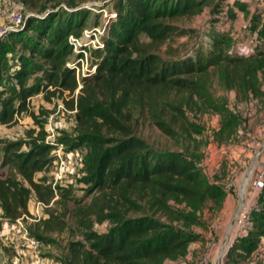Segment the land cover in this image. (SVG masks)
Returning a JSON list of instances; mask_svg holds the SVG:
<instances>
[{"label": "trees", "instance_id": "16d2710c", "mask_svg": "<svg viewBox=\"0 0 264 264\" xmlns=\"http://www.w3.org/2000/svg\"><path fill=\"white\" fill-rule=\"evenodd\" d=\"M89 1L96 0H20L24 9L46 14L29 21L36 24L35 37L26 32L14 37L19 29L0 44L8 41L3 53L17 60L18 69L11 76L23 91L21 97L0 100V124L27 110L24 101L38 92L26 87L27 79L34 70H47L46 88L71 96L64 101L75 121L69 144L85 152L84 174L102 194L101 212L106 210L103 220L110 227L104 233L84 227L86 207L73 199L71 190L53 187L45 178L35 179L52 166L56 147L46 141L42 127L32 130L27 140L3 141L1 166L7 171L0 176L2 217L11 222L22 219L32 197L45 207L61 205V210L50 206L39 223L44 233H61L66 229L65 217L73 218L79 239L67 244L65 264L180 263L197 240L190 228L198 225L207 203L221 207L225 192L205 176L204 157L197 164L200 157L191 144L181 152L156 150L144 129L155 128L178 140L179 146L190 141L195 147L203 134L200 118L208 112L221 117V133L236 127L237 117L228 112L223 98L218 105L212 96L213 80L226 90L239 91L244 101L257 98L258 81L264 76V11H252L250 17L248 28L257 31L259 40L252 53L240 55L237 43L214 30L207 50L199 46L193 56H185L170 42L188 34L175 22L187 20L188 11L193 15L199 0L192 4L117 0L115 17L107 23L105 46L92 50L102 55L96 71L81 78L78 87L74 70L67 66L74 54L69 36H80L87 18L71 15L83 8L76 5ZM72 8L75 11H68ZM6 68L1 61L0 72ZM0 87L6 91L5 84ZM262 236L264 211L251 216L246 235L227 256L236 249L248 255Z\"/></svg>", "mask_w": 264, "mask_h": 264}, {"label": "rangeland", "instance_id": "374dc122", "mask_svg": "<svg viewBox=\"0 0 264 264\" xmlns=\"http://www.w3.org/2000/svg\"><path fill=\"white\" fill-rule=\"evenodd\" d=\"M116 1L96 0L80 3L75 8L79 5L83 6V8L78 9L77 13L72 12L71 18H77L82 14L87 18L84 24L85 29L82 31L81 37L78 38L86 45L84 47L86 53H82L79 48L76 50L78 58L79 55L82 56L81 61L77 59V66L79 67L77 74L79 76H82L83 71L86 73L90 63L99 62L101 59L102 55L98 53L92 54V49L97 46V41H99L100 35L105 29L108 18L113 15V5ZM195 1L188 0V3L192 4ZM199 1V7L196 8L197 10H195L193 15H190L191 11H188L186 13L187 17L189 15L187 20L175 22L178 27L188 29V34L181 37H172L170 42L172 49L182 48V55L185 54V56H193L199 46L207 50L214 30L227 34L234 44L240 43L239 45L246 51L248 48V53L252 49L254 51L256 43L259 45L257 31L252 33L248 28L251 26V20L247 9L230 10V8H226L225 0ZM182 4L181 2L180 5ZM75 8L68 9V11H75ZM61 11L65 10L62 9ZM54 12H58V9H55ZM23 13L25 17L29 13H34V16H29L25 20L21 29L17 32L18 34H15L14 37H20L23 32H26V36L35 37L33 28L36 24L32 23L30 25L29 21L36 19L38 16L43 17L46 11H28L23 9ZM27 25H30V29L26 31ZM85 30L89 32L88 36H85V32H87ZM6 43L8 41L0 46V62H5L8 65V68L0 72V83L6 85V91L0 87V100L17 94L21 97L23 94V91L16 85L15 79L11 76L13 75L12 72L18 69L17 60L13 61L9 53L6 55L3 53ZM15 51H19L18 46L15 47ZM25 56L28 57V53ZM12 63L17 67L13 69ZM47 75V70H34L30 74L26 87L33 86L34 89H38V92H35L24 101L26 111L14 116L13 121L8 124H0V176L7 171L6 167L1 166L3 141L27 140L32 130L37 131L42 127L47 133L46 141L53 143L56 147H54L52 152L54 155L52 166L47 171L37 173L35 179L45 178L54 187L59 186L71 190L73 199L80 200L81 206L86 207V217L84 218L83 226L98 233H104L109 229L110 224L103 220L106 210L101 212L103 204L102 194L96 191L97 187L90 183L84 174L85 152L83 149L75 148L69 144V140H72L75 135V121L72 111L65 109L64 101H68L71 96L53 87L46 88ZM213 82L212 96L215 101H219L217 104L220 105L222 102L220 100L223 98L228 112L237 117V126L230 129L229 132L226 129L221 133V117L213 112H208L200 118L199 124L203 129V134L199 143L195 144L197 145L195 147L190 141H182L179 146L178 140L169 136L165 137L155 128L144 129L148 142L156 150L181 152L191 144V150L200 157L197 164L202 161L203 157L207 156L209 161L205 162V176L225 192V198L230 197V199L235 201H233L232 209L228 213L223 211L224 201L220 208L215 207L211 202L204 206L198 225L193 226L192 229L190 228L197 237V240L192 244L193 247H196L191 252L193 257L189 259L192 264H200L204 253L203 249L210 238L209 227L212 222L218 217H222L221 226H225L237 214V207H239V200L241 199L240 191L246 178L247 183L244 191L249 192V174L252 171L249 168L253 162L251 161V156L257 151L262 152L261 150L264 149V76H261L260 81H258L261 92L257 98L251 101H244L243 95L236 89L226 90L224 87L219 86L216 79ZM17 103L18 101L14 100L13 105L17 107ZM21 150L25 151L26 148L23 146ZM58 156L61 159L58 160ZM256 165L258 164L254 162L253 166L255 167ZM249 170L250 172L248 173ZM57 174L59 175L58 177ZM50 206L56 210H61V205H57V207L54 205ZM69 206L73 207L72 203H69ZM49 207H43L32 197L28 204V212L22 217V226L27 231L28 236L38 242V246L34 248L37 256L35 255L33 258L34 260L39 259V261L38 263L35 261L33 264H65L63 259L67 255V244L74 239H79V235L74 231L75 224L71 215L65 217L67 225L66 229L61 233L43 232L39 219L46 217L45 212L47 213ZM5 222L9 223V227L5 226ZM10 223L12 222L6 221L2 217L0 209V264H25L23 258L30 259V255L27 252L21 255L17 254ZM13 233H16L15 229ZM216 240L217 247L212 251L207 264H215L214 252L218 247L220 248L219 245L222 239L220 243L217 237ZM196 251L197 253L195 254ZM228 252L229 250L224 257L220 256L218 258L219 264H233L239 261L240 257L237 252L227 256ZM168 264H184V262H171Z\"/></svg>", "mask_w": 264, "mask_h": 264}, {"label": "built area", "instance_id": "2783aa9c", "mask_svg": "<svg viewBox=\"0 0 264 264\" xmlns=\"http://www.w3.org/2000/svg\"><path fill=\"white\" fill-rule=\"evenodd\" d=\"M234 2H240L244 4H249L252 5L256 10H261L264 11V0H225L226 8H229L231 4ZM229 6V7H228ZM23 5L19 0H13L10 5L8 6L7 13H6V19H5V25L0 26V43L4 40H6L9 35L12 32H16L19 29H21V26L24 24L25 20L29 17L32 16L33 13H29L24 16L23 13ZM115 17V14L110 15L108 18L106 24H105V29L104 31L99 32L101 33L99 41H97V46L94 47L92 50L96 49H102L105 46V40H104V35L107 32V23ZM96 27V26H94ZM97 29V28H94ZM87 31V30H85ZM82 33V32H81ZM89 32H85V36H88ZM80 36H69V43L72 47L73 51V57L71 62L67 63V66L71 69L74 70L76 80L78 82V87H80V79L81 78H88L91 77L95 71H96V62L90 63L89 68L86 69V73L84 71L82 72V76H79L78 71L79 67L77 66V59L82 60V56L76 53V50L79 48L82 53H86L84 51V43L80 41L78 38ZM238 43L237 49L240 55H248L253 52V49L250 53H248V48L247 51L243 49L241 45ZM91 52V51H90ZM92 62V61H91ZM61 159L60 156H58V160ZM208 157L205 156L204 160L202 162V167L205 170V162L207 163ZM252 171L250 172V187H249V192H246L243 198V205L240 209V211L234 216L233 218V227L232 230L229 234V237L227 239V242L225 244V247L223 249V253L221 254V257H224L226 252L233 248L237 240L241 237L246 235L248 228L250 227V220L251 216L254 213L264 211V160L261 161L258 165L255 167L252 164ZM59 175L57 174V177ZM54 187V186H53ZM42 205V204H41ZM43 206V205H42ZM44 207V206H43ZM223 221L222 217H218L215 221L212 222V224L209 227V233H210V238L209 241L206 243L204 249H203V256L200 261V264H207L210 259V255L212 251L217 247V240H216V233L218 229L221 226V223ZM12 224V230L15 229L16 233L18 234L19 241L21 242V247L24 249H30V250H35L38 246V242L35 239H32L28 236L27 231L23 228L22 226V219H17L15 222L10 223ZM15 225V226H14ZM19 232V233H18ZM15 241H17L16 235H15Z\"/></svg>", "mask_w": 264, "mask_h": 264}, {"label": "crops", "instance_id": "0c3cea01", "mask_svg": "<svg viewBox=\"0 0 264 264\" xmlns=\"http://www.w3.org/2000/svg\"><path fill=\"white\" fill-rule=\"evenodd\" d=\"M11 2H12V0H0V26H2L5 23L7 9H8V6L10 5ZM229 8H230V10L234 9V11H237L240 9H247L248 12L250 13L249 18L251 17L253 9H255L252 5L244 4V3H240V2H235V3L231 4ZM261 151L262 152L257 151V152H255V154L253 156H251V161H253L252 164H254V162L256 164H259L261 161L264 160V149ZM249 176H250V174H249ZM233 201H234V199H230V197L225 198L224 203H223V211L224 212L225 211L227 213L230 212L229 210L232 209L231 205H233L235 202V201L234 202ZM237 209H238V207H237ZM5 223H6L5 226L9 227V225H8L9 223H7V222H5ZM229 224H230V222H229ZM229 224L227 223L225 226L224 225L220 226V228L218 229V231L216 233V237H217L219 243H220L221 239L223 241ZM2 228H3V225H2ZM10 229H11L12 234H13L12 238H14V240H15V234L16 233H13L12 224L10 225ZM16 238H17V241L16 242L14 241L13 243L15 245L16 252H18L17 254L21 255L22 253L27 252L30 255V259L23 258V260H24L23 262L25 264H33L35 261H36V263H38L39 259L34 260V258H33L36 255V250L24 249L20 245L21 242L19 241L18 234L16 235ZM222 241H221V244L219 245L220 247L222 245ZM192 244L193 243H191L189 245L187 254L181 260V262L183 261L184 264H192V262H190L189 259L193 257L191 255V252L194 251L193 248H196V247H193ZM219 250H220V248L218 247L214 252L215 253L214 254L215 259L218 258L217 256H218ZM233 252H237L239 257H240L239 261L234 262L233 264H264V236L260 237V240H259L257 246L248 255L244 254L239 249H236ZM233 252H231V253H233ZM196 253H197V251L195 252V254ZM215 261L216 260H214V263H215Z\"/></svg>", "mask_w": 264, "mask_h": 264}, {"label": "water", "instance_id": "95a60500", "mask_svg": "<svg viewBox=\"0 0 264 264\" xmlns=\"http://www.w3.org/2000/svg\"><path fill=\"white\" fill-rule=\"evenodd\" d=\"M33 16H34V14H33ZM36 16V15H35ZM250 170L252 169V166H250V168H249ZM250 170L248 171V173L250 172ZM248 173H247V175H248ZM240 193H241V191H240ZM241 199L239 200V207H238V210H237V213L240 211V209H241V207H242V205H243V196L242 197H240ZM233 223H234V221L232 220L231 222H230V224L228 225V228H227V230H226V233H225V236H224V239H223V241H222V245H221V247H220V250L218 251V258L221 256V254L223 253V249H224V247H225V244H226V242H227V239H228V237H229V234H230V232H231V230H232V227H233ZM218 258L216 259V261H215V264H219V262H218Z\"/></svg>", "mask_w": 264, "mask_h": 264}, {"label": "bare ground", "instance_id": "6f19581e", "mask_svg": "<svg viewBox=\"0 0 264 264\" xmlns=\"http://www.w3.org/2000/svg\"><path fill=\"white\" fill-rule=\"evenodd\" d=\"M246 183H247V178L243 181V184H242L241 193H240V196H241V197L243 196V193H244V190H245Z\"/></svg>", "mask_w": 264, "mask_h": 264}]
</instances>
